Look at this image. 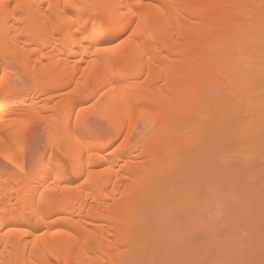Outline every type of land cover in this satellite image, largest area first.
<instances>
[{"label":"bare ground","instance_id":"obj_1","mask_svg":"<svg viewBox=\"0 0 264 264\" xmlns=\"http://www.w3.org/2000/svg\"><path fill=\"white\" fill-rule=\"evenodd\" d=\"M5 51L22 54L30 85L14 86ZM92 52L99 56L96 72L89 69L55 117L64 124L78 104L105 88L98 110L114 93L117 110L103 111L112 135L105 141L84 127L60 152L72 163L68 170L50 153L35 168L22 165L23 177L0 179V264H200L206 243L191 246V240L201 230L218 235V225L192 207L197 203L184 204L196 202L193 171L199 180L200 171L211 178L215 164L217 181H208L218 182V191L234 178L221 168L237 149L222 143L225 130L239 144L234 159L264 158V0H0L2 120L35 110L38 95L58 96L74 85L83 57ZM60 55L62 75L55 67ZM44 67L45 79L39 74ZM119 86L128 87L124 106L115 96ZM134 114L150 120L149 129L136 142L129 133L107 153L125 129L124 117ZM9 127L8 139L16 130ZM215 149L220 157L213 156ZM206 152L211 162L201 167ZM0 157L20 168L9 152L0 151ZM217 199L212 211L221 204Z\"/></svg>","mask_w":264,"mask_h":264},{"label":"rangeland","instance_id":"obj_2","mask_svg":"<svg viewBox=\"0 0 264 264\" xmlns=\"http://www.w3.org/2000/svg\"><path fill=\"white\" fill-rule=\"evenodd\" d=\"M124 39H127V38H123L121 40H123L124 42ZM120 41L111 45L112 47L110 48H112V50L116 49L117 46L121 45L119 44ZM124 43L125 45L127 44L126 42ZM122 46H124V44ZM21 57H22L21 53L19 54L17 53L15 55L9 51H5L2 56V59L7 66V71L9 72L11 81L13 84H15L14 86L16 87H19L22 85H25V86L30 85V82L27 79V74L23 66H21L19 62L21 60ZM97 57L99 56H96V53L94 52H92L88 56L83 57V62H82L83 64L82 65L80 64L79 70L77 69L76 71V74L78 75L75 74V76L73 77L74 81H76L77 84L75 82L74 85L72 86L69 85L68 89L65 88L63 91L61 90L60 92H58L59 94L58 96H57V93H54V92H46L45 94L43 93L42 95H38L37 96L38 99L36 97V101L39 100L38 101L39 106L38 107L36 106L37 108L35 110L33 109V110L25 111V112H20L17 114H12L10 116H7V118L3 120L1 117L2 114H0V132L1 133L3 132L2 133L3 136L1 137L4 138L2 139V141H0V151L9 152L15 158V164H17L20 167L18 168V167L12 166L8 164L2 157H0V179L4 177V175L12 176L15 179H19L23 177L24 174H22L20 170L22 165L25 167L27 171L29 169L35 168V165H37V162L41 160L42 158H46L48 155H50V153L55 158L54 160H56L58 163L63 165L65 170H68L72 163L68 160L67 157L61 156L60 152L63 153L62 151L66 149V141H69L71 137L74 136L73 133L75 134V136L76 135L78 136L84 127L86 129H89L90 132H92L94 135L102 138L105 141H107L111 137L112 127L109 123L108 118L103 113V111L106 112L107 110L108 112L109 111L108 109L110 108L111 112L113 113L115 110H117L116 109L117 105L114 104V107L115 106L116 107L112 108L113 107L112 103H114L112 102L113 101L112 96L114 94L113 93L110 97L111 99L108 100V102L105 103L106 105L103 106V111L98 110L99 97H101V95L104 93V91L106 90L105 88L101 89L97 94H95L93 98L78 104L75 108V112H73V115L68 119L69 121L64 123L65 125L63 123L62 125L61 123L59 125V122L57 119L58 115H57V118L55 117V115L57 114V111L60 110V107L61 106L64 107V105L67 104L66 101L69 100V98L71 97V94L69 93H73L74 91H76L77 93V91L79 90V84L80 86L84 84V81L87 78L86 75L89 74V69L93 68V65L95 64V62L99 61V59L97 60ZM59 58L60 60L58 59L59 61L56 63L55 67L57 70L59 69L61 70V72H59L58 74L62 75L64 71V70L62 71V69L64 66L63 60H65V55H60ZM80 58L81 56L78 55L76 57H73L72 61H77V60L79 61ZM61 65H62V68H61ZM93 70L95 73L96 66H94ZM45 71H46V67L42 68V70L39 71V74L41 76L40 78L43 77V79H45L44 78L46 76ZM163 84L164 82H161L159 85H163ZM124 85L127 86V84H124ZM46 86H49L48 82ZM89 86H88V91L92 90L94 87L91 84ZM126 86H122L121 87L122 90L120 86L114 89L117 91V92L115 91V94H116L115 96L117 98H120L122 95L125 96L124 90L126 91L127 90L126 88H128ZM120 92H122L121 95H120ZM50 96H53V97L56 96V97L54 98L51 97L52 100H49L48 98ZM123 96L121 97V100L119 103H123V106H124V102H121ZM116 97H115V100H116ZM72 98L73 97H71V99ZM45 102H46L45 107L48 106L47 108H49V110L45 109L44 111L43 104ZM80 109H82L84 112H82V110L79 111ZM133 111H132V114H133ZM138 111H136V113L141 112L140 109ZM78 112H82V114L83 113L84 114L81 115V113L79 114ZM76 113H78L80 117L78 116V114H77L78 116L77 117ZM127 113L129 112L126 111L125 115H127ZM144 113L145 112H141V115H144ZM140 116H137V114H134L133 116L134 118L132 116L129 117V115L124 117V120L127 118L125 121L123 120V122L125 123V124L123 123L125 129L122 132V134L118 137V139L115 141V143L111 145L109 148H107L106 150L107 153H110L113 150H115L120 145V143H122L125 139L128 138L129 133H131V135L129 136L128 139L130 140L132 138L131 142L133 141L136 142L138 137H140L139 135L145 134L146 132L145 130L147 129V127L149 129V126H145V125H148L146 124L147 121L150 124L149 122L150 120L147 119L146 121V119H144L145 117L141 116L142 117L141 119L139 118ZM246 116L245 118H247ZM74 117L76 118V121ZM242 117L243 119H241ZM55 118L57 119V122ZM245 118L243 115L240 117V120L241 121L246 120ZM231 119H229L230 124L233 123ZM235 121L237 122V120ZM55 122L58 124V126ZM228 122H227V125L229 124ZM75 123L78 124V128L74 131ZM11 125L12 126L14 125L13 128H15L16 130L13 129L15 131V133H13L14 137H10L8 139L9 133L5 131L6 130L5 128L6 126L12 127ZM227 127L229 129V126ZM9 128L7 129V131L12 130L11 128L10 129ZM129 128L131 131L128 132ZM5 132L7 133V135L4 136ZM140 132L141 134H139ZM69 135H70V138H69ZM221 135L223 136L222 143L226 147H228L227 149H229V146H230V150H232L231 148L234 149L235 146L238 149L239 144L237 145L238 141H236V137L235 138H233L234 136L230 137L227 134L226 130H225V133H222ZM237 149L236 150L234 149L235 152L234 151L233 152L235 153V155H237V158H239L238 154H236ZM226 152H227L226 154H228V150ZM233 152H230V155L232 154L233 158H229L232 160L228 162L225 161V163L223 162L221 165L222 166L221 168L225 170L226 172L231 171L234 173L235 176L236 175L237 176L236 177L234 176V178L231 179L229 182H227L225 186L221 187L219 191L217 190V188H219L218 182H214L215 185H217L216 189L214 187L215 185L212 186L211 184L213 182L212 180L217 179L216 175H214L215 172L213 173V171H216L215 164L214 166L210 165L211 166L210 168H212V170L208 168L210 172L207 169L209 172L208 174L213 175L215 179L213 177H211L213 178L211 179L209 178V176L206 177L207 173H203L202 171H200V174H202L200 177L204 181H206L204 182L203 180L198 179V176H196L197 172L194 173L193 171L192 173V179H193L192 182H194L195 186L192 185V188H190L191 190L190 193L195 194L193 196H195L196 202L195 201L192 202L191 200V202L187 201L188 203L186 202L184 204L185 206H188L186 208H189V206L191 207L194 203H197L196 205L194 204L192 207L197 208V209L199 208V210L201 209V211L204 213L203 216L206 220L216 221V226L218 225V231H217L218 233L216 232L218 235H214L213 233H211V230H208V229L206 231L201 230L198 232L199 234L195 232L191 240V246H193V244L194 246L196 245L194 242L198 243L202 241L206 243L205 244L206 250L204 252H201L199 256H197L198 257L197 259L199 261L198 263L200 264H264V167H263L264 158L261 160L260 159L261 157L258 158V156L256 155L258 158L257 160H255L256 156L254 160L252 159L253 157L250 158V156H248L249 157L248 160L247 158L246 160L244 158V161H242L243 159L239 161L240 159L238 160L237 158L234 159ZM207 153L208 152H206L205 154L208 157L209 153L208 154ZM212 154L213 156H215V158L220 157L222 155L220 149H217V150L215 149L214 153L212 152ZM202 155H204V153H202ZM206 155L205 157H202L201 159L199 158L200 166L202 164L206 166L210 164L211 162L209 160L210 157L206 158ZM213 159H212V164H213ZM237 161L239 162L237 163ZM199 163L197 162V165H198L197 168H199ZM204 172H205V169H204ZM85 175L88 176L87 173L86 174L84 173L79 178V180L76 181V183L78 184L79 182L81 183L84 182V179L86 178ZM208 178L209 180L211 179L212 182H209ZM127 182L128 181H126L125 183ZM211 187H213L211 189L212 192L210 191ZM244 187H246V190H243ZM194 188H198L199 190L197 189L196 191V189L194 190ZM201 189L203 190L202 195H201L202 193ZM173 192L174 191H172V193ZM187 192L189 194V191H186V193ZM172 193L171 195L173 196L175 193H176L175 196L177 195V191L173 194ZM251 193L252 194L254 193L255 195L254 196L251 195L252 197L249 196V194ZM211 194L215 195V199H213L214 197H212L213 195L211 196ZM216 196L217 198H219V201L221 202V204L219 205V207L215 208L214 211H212L213 203L218 200ZM118 198L119 197H117V199ZM190 203L192 204L190 205ZM184 204L183 203L179 204V208H182V210H184L183 209L185 208ZM167 205L164 206V209L165 207H168ZM173 206H174V209L176 208L175 204H173L172 206L169 205L170 209H173ZM119 207H121V205ZM169 207L167 208V210H170ZM202 207H203V210H202ZM177 208H178V205H177ZM161 209H163V207ZM209 233L211 234L209 235ZM91 247H94V246L92 245ZM51 263L58 264L54 260H51ZM175 264H181V263L176 262Z\"/></svg>","mask_w":264,"mask_h":264}]
</instances>
